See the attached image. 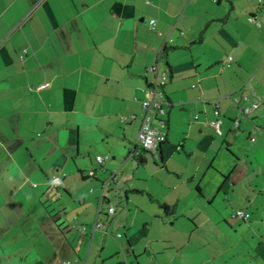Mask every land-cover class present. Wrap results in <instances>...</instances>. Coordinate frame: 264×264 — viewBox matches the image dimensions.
I'll return each mask as SVG.
<instances>
[{
	"label": "crops",
	"instance_id": "0c3cea01",
	"mask_svg": "<svg viewBox=\"0 0 264 264\" xmlns=\"http://www.w3.org/2000/svg\"><path fill=\"white\" fill-rule=\"evenodd\" d=\"M160 54L165 123L152 124L167 138L148 152L163 166L175 160L178 184L129 179L133 220L116 233L121 210L105 211L108 192L138 160L146 69ZM246 93L262 103L248 115L231 97ZM211 169L208 207L230 228L223 214L244 184V264H264V0H0V264H89L95 246L99 264H230L231 246H190L194 232L176 225L188 194L205 197Z\"/></svg>",
	"mask_w": 264,
	"mask_h": 264
},
{
	"label": "rangeland",
	"instance_id": "374dc122",
	"mask_svg": "<svg viewBox=\"0 0 264 264\" xmlns=\"http://www.w3.org/2000/svg\"><path fill=\"white\" fill-rule=\"evenodd\" d=\"M262 128L253 129L252 134H256L257 138L260 137V133L258 130H261ZM215 146V145H214ZM225 147V146H224ZM143 154L146 156V161L144 163H140L139 160L131 158L128 159L125 167L122 169V172L119 173L116 177V181L112 183V189L107 193L109 196L110 203L114 204L115 210L119 211L121 210L120 215V222L116 221L113 223L115 225L114 232H123L124 230H129V225L132 222V212L135 209V206L131 205V208H128V201H127V183L129 179H135V183L138 184L140 187H144L146 185H151V187H158L161 184L160 179L164 178H174V182H170L169 179L165 181L166 185L173 186V184L177 185V181H175V176L172 174H169L171 172V167H173V163L175 160H172L171 166H163V164L159 160H155L153 155L149 152H143ZM219 157L217 160H219ZM233 158L231 157V154L226 155V161H224V164L226 165L229 163V161ZM217 160L215 163H217ZM235 163V160H234ZM231 164V163H230ZM229 164V165H230ZM233 164V163H232ZM244 164V163H243ZM216 166V164H213ZM242 166V164L240 165ZM239 168V167H237ZM214 173V170L211 169L210 173L204 177V183L208 182L207 188H205L204 193L205 197H201L199 194L197 195L193 193V196L189 197V194L185 197V200L183 201V207L182 212L185 216H182L179 214L176 218L178 219L176 225L178 227H187L191 231L194 232V240L193 243L190 244V246H195L201 244L203 247L204 244H209L211 248L213 246H221V247H227L231 246L234 256L231 258L230 264H244V219L237 217V218H231V213L235 208H244V200L246 201V197L244 196V184L243 186L239 187L236 192L234 193L233 197L229 196L231 199L232 207H229V209L223 214L224 216H227L233 225V228L229 227V224L225 222L223 216L220 212L214 210V208L208 207L207 199L209 197H212L215 192V185L214 182H209L214 177H218L212 174ZM169 174V175H168ZM175 174V173H174ZM147 180V182H145ZM209 189V190H207ZM130 192V191H129ZM252 192V191H251ZM250 195V194H249ZM223 196V195H221ZM253 195H251L250 198H252ZM249 198V197H248ZM105 205L107 204V200L104 201ZM99 204V200H98ZM195 206V213L190 212V207ZM211 207V206H210ZM131 209V210H129ZM236 210V209H235ZM198 211H200L201 216H198ZM188 213V214H187ZM214 216L213 221H209L206 218H208L209 215ZM190 217V219H188ZM118 218V219H119ZM124 220L126 221L125 224H123ZM170 223V221H168ZM170 225V224H169ZM142 230L143 224H141ZM128 228V229H127ZM189 230V231H190ZM130 231V230H129ZM109 232V230H108ZM115 233V234H116ZM136 236V235H135ZM134 236V237H135ZM101 242H99L100 244ZM217 247V246H216ZM100 246H95L94 249H92V253L90 255L89 264H92L95 262V264H99V256L100 253ZM242 254V256H241ZM103 255V254H101ZM72 264H74L73 261H71Z\"/></svg>",
	"mask_w": 264,
	"mask_h": 264
},
{
	"label": "built area",
	"instance_id": "2783aa9c",
	"mask_svg": "<svg viewBox=\"0 0 264 264\" xmlns=\"http://www.w3.org/2000/svg\"><path fill=\"white\" fill-rule=\"evenodd\" d=\"M262 1L263 0H259V2ZM249 19L258 25L260 24V21L255 15H250ZM155 22L156 20L154 18L150 19L151 28H154ZM160 56L161 54L158 55L156 60L152 64H150L146 69V72L150 73L152 76L148 86V91L150 95L142 100V105L145 112L142 116L141 124L137 133L136 144L130 151V155L138 154L140 151L144 150L155 152L160 148L162 143H164L167 138V131L165 130V128H160L152 124L154 117L157 118L161 123H165L164 115L166 114L165 106L167 103V96L163 87L168 80V73L167 71H163L160 68ZM45 86H47V83H43L40 85V87ZM231 97L233 101L238 105L239 109L247 115L259 108L262 104L260 96L256 93L237 94ZM152 112H154L155 115H153ZM215 113L217 114V117L211 120L210 124L214 128L219 129L220 124L222 122V119L218 116L219 104H215ZM252 138H254V136ZM96 159L102 165L106 161L107 156L98 154L96 156ZM90 174L94 175V171H90ZM107 181L108 180H105L101 184V196L98 211H101V201L104 196ZM52 183L56 186H59L62 184V180L60 177L55 176L52 179ZM105 211L108 214H113L115 212L114 205L109 204L105 208ZM234 216L247 219L250 217V212L238 208L235 210ZM100 225L101 220L97 217L94 222V229L100 228ZM117 235H120V233H118ZM67 264H72V262H68Z\"/></svg>",
	"mask_w": 264,
	"mask_h": 264
},
{
	"label": "trees",
	"instance_id": "16d2710c",
	"mask_svg": "<svg viewBox=\"0 0 264 264\" xmlns=\"http://www.w3.org/2000/svg\"><path fill=\"white\" fill-rule=\"evenodd\" d=\"M145 152H148V151H145ZM136 156H137L139 162H144V159L140 156V153H138ZM159 205L163 209V211H164L165 214H169V213L172 212V210H171L172 208L168 204H166V203H160Z\"/></svg>",
	"mask_w": 264,
	"mask_h": 264
}]
</instances>
